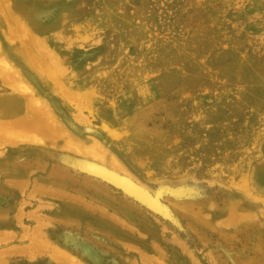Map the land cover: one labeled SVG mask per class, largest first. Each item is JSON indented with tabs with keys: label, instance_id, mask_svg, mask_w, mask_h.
<instances>
[{
	"label": "rangeland",
	"instance_id": "374dc122",
	"mask_svg": "<svg viewBox=\"0 0 264 264\" xmlns=\"http://www.w3.org/2000/svg\"><path fill=\"white\" fill-rule=\"evenodd\" d=\"M3 68L0 264H264V0H0Z\"/></svg>",
	"mask_w": 264,
	"mask_h": 264
},
{
	"label": "bare ground",
	"instance_id": "6f19581e",
	"mask_svg": "<svg viewBox=\"0 0 264 264\" xmlns=\"http://www.w3.org/2000/svg\"><path fill=\"white\" fill-rule=\"evenodd\" d=\"M10 1V0H9ZM4 2V1H3ZM5 6H7V5H5ZM1 7H2V5H1ZM8 7V6H7ZM7 7H5V8H7ZM4 8V7H3ZM2 9V8H1ZM3 10H5V9H3ZM6 11V10H5ZM5 11H2V12H5ZM24 26V25H23ZM23 26H21L22 28H21V31H23ZM26 27V26H25ZM26 29V28H25ZM30 31V30H29ZM27 32H28V30H27ZM26 33V32H25ZM28 34L31 36H29V39H31L32 38V35L28 32ZM27 34V35H28ZM33 36H35V35H33ZM33 38H35V37H33ZM28 39V38H27ZM28 39V40H29ZM31 40H35V39H31ZM38 40V39H37ZM42 40V39H41ZM36 41V40H35ZM43 41V40H42ZM42 41H40V42H42ZM29 42H31L30 40H29ZM28 42V43H29ZM39 42V41H38ZM27 42H24V46H25V44H26ZM27 43V48L29 47V46H31V44L34 46V47H36L37 46V41L36 42H31V44H28ZM41 44L39 43V49H40V46ZM33 47H30V49L31 50H33V49H35V48H33ZM29 49V48H28ZM29 49V50H30ZM38 49V48H37ZM42 49V48H41ZM37 50L35 49V50H33V51H29L30 53L31 52H33V53H31L32 55H34V56H29L30 57V59L31 60H33V58L32 57H34V58H36L35 59V61H39L38 60V58L36 57V56H38V51L36 52ZM41 51V50H40ZM46 51V50H45ZM44 51V49H43V52H45ZM25 52V51H24ZM42 53V52H41ZM40 54V53H39ZM51 54V53H50ZM52 55V54H51ZM54 55V54H53ZM55 56V55H54ZM57 56V55H56ZM51 57V56H50ZM28 58V57H27ZM39 58H40V56H39ZM54 58V57H53ZM41 59V58H40ZM43 59V58H42ZM55 59V58H54ZM6 66H8V64H6ZM10 67V65L7 67V68H9ZM0 73H1V76L3 77L2 79H3V82H4V84H6L7 86H9V83H10V80H11V78H10V76H9V74H8V71H7V69L5 70V68H3V69H0ZM7 71V72H6ZM5 73H7V78H6V80H5V78H4V74ZM8 99V98H7ZM23 119V118H22ZM32 127V126H31ZM23 129H24V127H23ZM89 129V128H88ZM2 137V136H1ZM6 137V136H5ZM4 138V137H3ZM7 138V137H6ZM85 163H87V162H84V166H87V164H85ZM96 164V163H95ZM89 166V165H88ZM87 166V167H88ZM83 167V166H82ZM90 167V166H89ZM101 168L102 167H94V166H92V168L90 167V170L92 169L93 170V173H97V174H100V175H102V176H104L105 178H107V179H110L111 181H114L116 184H118V185H120L121 187H123V188H125L126 190H129L130 191V193H132V194H135L136 195V192L138 193V194H140V192H143V191H139V190H137L136 188H135V186L133 185V183H131L130 181H127V180H123V179H120V178H116L115 176H112V174H110V173H108V172H106V171H103V169L101 170ZM141 188V187H140ZM143 188V187H142ZM139 189V188H138ZM135 192H134V191ZM128 194V193H127ZM143 194H145L144 192H143ZM143 194L142 195H139V197L141 198V199H143V200H145L146 202H152L151 201V198H149V196L146 194V197H144L143 196Z\"/></svg>",
	"mask_w": 264,
	"mask_h": 264
},
{
	"label": "crops",
	"instance_id": "0c3cea01",
	"mask_svg": "<svg viewBox=\"0 0 264 264\" xmlns=\"http://www.w3.org/2000/svg\"><path fill=\"white\" fill-rule=\"evenodd\" d=\"M0 110L3 112V115L4 114L6 115V116H2V117H4L3 120H5L8 117V111L7 110L12 111L13 106H11L9 103H7V101H5L4 103L1 104ZM18 153H19V155H14L13 153L11 156L5 155V157L0 159V164H2V163L5 164V162L9 161L10 163H12L14 165V163H15L14 158L17 160L18 163H21V164H26L27 162H29V158H30L29 151H19Z\"/></svg>",
	"mask_w": 264,
	"mask_h": 264
}]
</instances>
